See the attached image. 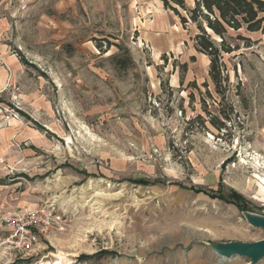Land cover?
Here are the masks:
<instances>
[{
  "label": "rangeland",
  "instance_id": "1",
  "mask_svg": "<svg viewBox=\"0 0 264 264\" xmlns=\"http://www.w3.org/2000/svg\"><path fill=\"white\" fill-rule=\"evenodd\" d=\"M198 33L160 0H0V264H221L206 243L264 239L229 202L264 218V32L227 39L221 96ZM32 211L62 223L15 254Z\"/></svg>",
  "mask_w": 264,
  "mask_h": 264
},
{
  "label": "trees",
  "instance_id": "2",
  "mask_svg": "<svg viewBox=\"0 0 264 264\" xmlns=\"http://www.w3.org/2000/svg\"><path fill=\"white\" fill-rule=\"evenodd\" d=\"M165 9L171 10L175 16L179 18L182 26L188 23L195 25L198 34L192 38L194 42V50L204 55L209 60V78L215 88V93L221 96V84L226 82L227 77L224 76L226 67L223 64V54H232L240 49L239 45H231L227 43V39L234 41H242L244 48L252 46V42L247 34H256L264 32V0H194L193 8L185 7L182 0H160ZM173 3L176 7H172ZM182 9L186 16H182L178 11ZM100 48V47H98ZM115 59V58H114ZM194 60V57L191 58ZM181 69L186 72L187 65L182 64ZM181 84V82H180ZM202 87L207 88V84L203 83ZM189 88L197 90L194 82L189 84ZM207 96L211 94L206 91ZM190 102L194 101V93L188 95ZM205 112V108L203 107ZM198 120H202L197 115ZM224 121H228L223 116ZM202 124L203 121H201ZM221 127L223 123H219ZM216 125L217 130L221 129ZM141 184L144 181H135ZM232 200L240 212L245 211L241 204V197L232 193Z\"/></svg>",
  "mask_w": 264,
  "mask_h": 264
},
{
  "label": "built area",
  "instance_id": "3",
  "mask_svg": "<svg viewBox=\"0 0 264 264\" xmlns=\"http://www.w3.org/2000/svg\"><path fill=\"white\" fill-rule=\"evenodd\" d=\"M61 223V217L53 213H21L9 221L10 230L4 242L11 252L27 254L34 250L42 237L58 232Z\"/></svg>",
  "mask_w": 264,
  "mask_h": 264
},
{
  "label": "water",
  "instance_id": "4",
  "mask_svg": "<svg viewBox=\"0 0 264 264\" xmlns=\"http://www.w3.org/2000/svg\"><path fill=\"white\" fill-rule=\"evenodd\" d=\"M241 213L252 227L261 229L264 232L263 217L250 214L246 211ZM206 246L215 258L221 259V264L236 258H246L251 264H257L264 258V239L253 243L228 242L214 245L206 243Z\"/></svg>",
  "mask_w": 264,
  "mask_h": 264
},
{
  "label": "bare ground",
  "instance_id": "5",
  "mask_svg": "<svg viewBox=\"0 0 264 264\" xmlns=\"http://www.w3.org/2000/svg\"><path fill=\"white\" fill-rule=\"evenodd\" d=\"M56 181H58V179L56 180ZM93 189V182L92 181H89L88 183H87V185L85 186V187H83V188H80L79 190H80V199L82 200V202L84 203V204H87V205H89L90 204V201H88V202H86L85 203V193L87 192V190H92ZM97 197H102V198H104V199H107V198H111V197H115V196H106V195H102V193L101 194H99L98 192L97 193H95L91 198H97ZM68 199V201H73V197H70V198H67ZM76 199V198H75ZM91 201H92V199H91ZM96 204H98V202L96 201V200H94V202H93V204H90V209L91 208H94L95 207V205ZM133 204L135 205V206H137L138 205V202L137 201H135L134 199H133ZM94 210V209H93ZM120 222L118 221V220H114V221H109V222H105V221H100V222H98V221H94L93 222V227L95 228V229H98V230H101L102 228H113V227H115V226H119L118 224H119ZM57 257V256H56ZM59 257V256H58ZM217 258V257H216ZM58 261L57 262H55L54 264H60V262L62 261V258H61V256L57 259ZM217 260L221 263V259H219V258H217ZM43 264H50V263H43Z\"/></svg>",
  "mask_w": 264,
  "mask_h": 264
}]
</instances>
